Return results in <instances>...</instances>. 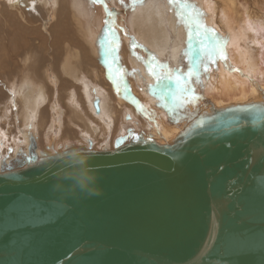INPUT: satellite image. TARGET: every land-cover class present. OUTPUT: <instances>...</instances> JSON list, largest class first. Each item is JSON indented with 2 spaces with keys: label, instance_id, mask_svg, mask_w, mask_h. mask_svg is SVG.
<instances>
[{
  "label": "bare ground",
  "instance_id": "bare-ground-1",
  "mask_svg": "<svg viewBox=\"0 0 264 264\" xmlns=\"http://www.w3.org/2000/svg\"><path fill=\"white\" fill-rule=\"evenodd\" d=\"M179 1L207 39V80L192 79L198 91L185 89L187 74L176 78L158 64L190 61L188 21L169 0L137 5L131 33L108 0H0V160L26 153L30 135L38 156L86 149L88 140L108 150L134 132L165 145L207 104L264 105V0ZM109 19L117 40L106 55ZM140 86L156 92L143 95Z\"/></svg>",
  "mask_w": 264,
  "mask_h": 264
},
{
  "label": "water",
  "instance_id": "water-1",
  "mask_svg": "<svg viewBox=\"0 0 264 264\" xmlns=\"http://www.w3.org/2000/svg\"><path fill=\"white\" fill-rule=\"evenodd\" d=\"M244 106L255 104H207L165 145L134 132L112 149L92 150L88 140L86 149L38 156L30 135L26 153L0 160V222L21 196L48 201L55 182L87 185L91 165L103 191L56 192L63 211L49 223L0 232V264H264V251H224L230 236H264V105ZM24 234L29 246L10 244Z\"/></svg>",
  "mask_w": 264,
  "mask_h": 264
},
{
  "label": "snow or ice",
  "instance_id": "snow-or-ice-1",
  "mask_svg": "<svg viewBox=\"0 0 264 264\" xmlns=\"http://www.w3.org/2000/svg\"><path fill=\"white\" fill-rule=\"evenodd\" d=\"M93 3L104 2V0H92ZM170 3L176 4L179 0H169ZM123 4V0H121ZM109 17L112 16L111 11H109ZM108 31L105 32V41L107 44L106 55L111 54L115 49L113 45L116 43L117 37L114 31L111 30V20L105 21ZM207 31V30H206ZM110 33V35H109ZM104 46V45H102ZM133 47L135 48V42L133 41ZM154 62V60H153ZM159 67L164 68L165 65H160ZM149 71L153 75L156 73L153 72L151 63H149ZM112 70L109 69L111 74ZM192 73L189 72V76ZM160 76H157V79H160ZM115 82V81H114ZM255 106H244L239 109V111L249 112ZM171 110V109H170ZM126 138H121L116 142L117 148L125 143ZM131 139L139 140L137 136H132ZM29 162L33 160V157L29 156L27 158ZM14 180H20L22 177H12ZM47 192L49 193L50 200H37L31 196H21L14 204H12L7 209V216L2 222H0V232H18L24 227H36L38 225L49 223L55 215L63 211V205L55 203L56 191L53 190V185H48ZM32 243V238L29 234H24L18 237H13L10 241L12 246H18L23 249L24 247L29 246ZM225 255H244V254H253L256 252L264 251V236L259 240L252 241L236 236H230L229 241L224 246Z\"/></svg>",
  "mask_w": 264,
  "mask_h": 264
},
{
  "label": "rangeland",
  "instance_id": "rangeland-1",
  "mask_svg": "<svg viewBox=\"0 0 264 264\" xmlns=\"http://www.w3.org/2000/svg\"><path fill=\"white\" fill-rule=\"evenodd\" d=\"M144 1H146V0H123V4H122L121 0H108L106 7L108 9H110L111 11H113L114 13L115 12L118 13V16L122 19L124 29L126 30L127 33H131L130 25L128 22V15L131 14L130 12L133 11L137 5H140ZM165 1L166 0H161V2H165ZM171 4L174 5V7L176 9L179 10L178 12L181 14V17H184V19L188 21L187 22V24H188L187 25V31H188L187 33L189 36V43H190L189 44L190 45V50H189L190 56L187 55L186 57L189 58L190 61L186 60V58L181 57L176 62L171 63L170 58H164L158 64L159 65H165L166 67H164V68L170 69L171 71H174L173 74L175 73V75H173V76H176V78L181 77L182 72L184 73V75L187 74V81L185 82L183 80V83L187 84V86H188V88H185V89H187V90L190 89L191 91H198L195 88H192V79H193V77H194V79L196 77H199L201 79V81H202V78L207 80V76H208L207 73H208V70L210 67V64L208 61L209 56L207 55L208 54L207 47H206L207 44H204V43H207L206 42L207 39L204 37V35L202 36L200 31H198L199 30L198 23H200V22L196 23L195 20H192V18H189L190 15L187 12V10H185V8L183 7L181 1H179L176 4H173V3H171ZM239 4H242V2ZM99 10L102 13L103 17H105V15H104L105 6L99 5ZM205 13L207 14L206 10H205ZM34 49L35 50L33 51V53L35 54V56H37V57L41 56L40 55L41 51H38V49H40V48L34 47ZM114 49H116V43H115ZM104 53H106V52H104ZM189 72L192 73L191 76H189ZM204 73H205V75H204ZM198 75H200V76H198ZM165 80H166V77L164 76L162 81L165 83ZM200 86H203V85L200 84ZM144 87L145 86H140V89L138 87L140 92L141 91L143 92V93L141 92V94H143V95H146V96L152 95L153 92H156L155 90L150 91L148 86H146L145 88ZM205 87L207 88L208 85H205ZM147 90H148V92H147ZM152 97H153V95H152ZM131 106L134 108L136 107L132 104H131ZM146 111L147 112L149 111V114H150V112L152 114V111L154 112L155 109L154 108H148ZM126 112L129 113L128 111H126ZM124 120L126 122H129V125L131 127H134V125L132 123H130V120L127 119V115H124Z\"/></svg>",
  "mask_w": 264,
  "mask_h": 264
},
{
  "label": "clouds",
  "instance_id": "clouds-1",
  "mask_svg": "<svg viewBox=\"0 0 264 264\" xmlns=\"http://www.w3.org/2000/svg\"><path fill=\"white\" fill-rule=\"evenodd\" d=\"M89 159H93V154L89 153ZM92 170L97 173L89 178L87 185L78 184L73 186H62L61 184L55 182L53 184V190L58 192L64 197L75 198V197H91L97 196L102 193V187L100 185L101 177L98 175L97 169L94 165H91Z\"/></svg>",
  "mask_w": 264,
  "mask_h": 264
},
{
  "label": "crops",
  "instance_id": "crops-1",
  "mask_svg": "<svg viewBox=\"0 0 264 264\" xmlns=\"http://www.w3.org/2000/svg\"><path fill=\"white\" fill-rule=\"evenodd\" d=\"M185 84V83H184ZM166 94V93H165ZM162 95H164V94H162Z\"/></svg>",
  "mask_w": 264,
  "mask_h": 264
}]
</instances>
